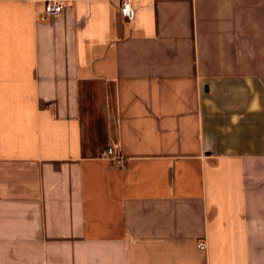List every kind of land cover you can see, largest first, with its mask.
Here are the masks:
<instances>
[{
  "label": "crops",
  "instance_id": "obj_1",
  "mask_svg": "<svg viewBox=\"0 0 264 264\" xmlns=\"http://www.w3.org/2000/svg\"><path fill=\"white\" fill-rule=\"evenodd\" d=\"M60 1L0 0V264H264V0Z\"/></svg>",
  "mask_w": 264,
  "mask_h": 264
},
{
  "label": "built area",
  "instance_id": "obj_2",
  "mask_svg": "<svg viewBox=\"0 0 264 264\" xmlns=\"http://www.w3.org/2000/svg\"><path fill=\"white\" fill-rule=\"evenodd\" d=\"M44 2L45 6L41 12L38 14V18L41 20H49L52 16L60 14L64 10V4L60 0H41ZM121 6V15L122 17L127 18L128 20H134L136 10L131 0H123ZM101 156L108 157L110 159H115L121 166L125 164L124 157L115 153L114 148L108 147L105 150L100 152ZM199 247L205 248L206 242H200Z\"/></svg>",
  "mask_w": 264,
  "mask_h": 264
}]
</instances>
